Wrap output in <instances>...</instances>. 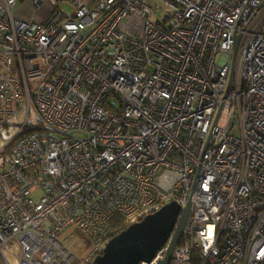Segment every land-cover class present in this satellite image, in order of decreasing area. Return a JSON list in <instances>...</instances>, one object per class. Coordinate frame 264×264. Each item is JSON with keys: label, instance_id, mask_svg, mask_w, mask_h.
Listing matches in <instances>:
<instances>
[{"label": "built area", "instance_id": "built-area-1", "mask_svg": "<svg viewBox=\"0 0 264 264\" xmlns=\"http://www.w3.org/2000/svg\"><path fill=\"white\" fill-rule=\"evenodd\" d=\"M22 2L0 0V264H94L172 201L170 264H264V0Z\"/></svg>", "mask_w": 264, "mask_h": 264}, {"label": "water", "instance_id": "water-1", "mask_svg": "<svg viewBox=\"0 0 264 264\" xmlns=\"http://www.w3.org/2000/svg\"><path fill=\"white\" fill-rule=\"evenodd\" d=\"M239 40L240 36L236 39L234 59ZM233 76L234 65L230 86ZM191 206L189 202L182 209L179 203L172 201L160 210L130 224L108 241L103 253L95 259L94 264H140L143 261L150 263L173 234L167 257L160 262V264H170L173 252L183 236Z\"/></svg>", "mask_w": 264, "mask_h": 264}, {"label": "crops", "instance_id": "crops-1", "mask_svg": "<svg viewBox=\"0 0 264 264\" xmlns=\"http://www.w3.org/2000/svg\"><path fill=\"white\" fill-rule=\"evenodd\" d=\"M45 7V6H44ZM35 11V12H34ZM42 10H34L29 2V0H24L18 10L16 11V13H20L19 15L24 17V19H31L33 18V20H43L45 18H47L48 15H44V13H39Z\"/></svg>", "mask_w": 264, "mask_h": 264}, {"label": "rangeland", "instance_id": "rangeland-1", "mask_svg": "<svg viewBox=\"0 0 264 264\" xmlns=\"http://www.w3.org/2000/svg\"><path fill=\"white\" fill-rule=\"evenodd\" d=\"M42 11L41 12H39V13H44V15H49V13H50V7H49V5L47 4L45 7H43V8H40ZM35 12V11H34ZM20 14V13H19ZM18 13H15V17L16 18H18V19H21V20H26V21H32L33 20V18H31V19H29V20H27V19H24V17H22V16H20ZM158 15V12H156L155 13V16L154 17H156ZM22 116L21 117H19V118H15L14 120H13V123H20L21 121H22ZM31 119L32 120H36V113H35V111H32V116H31ZM10 130H11V135L13 136V135H15L16 133H17V131H18V127L17 126H11V128H10Z\"/></svg>", "mask_w": 264, "mask_h": 264}, {"label": "trees", "instance_id": "trees-1", "mask_svg": "<svg viewBox=\"0 0 264 264\" xmlns=\"http://www.w3.org/2000/svg\"><path fill=\"white\" fill-rule=\"evenodd\" d=\"M22 1H24V0H22ZM114 225H115L116 227L120 226L119 229L116 231V234H118L120 231H122V230H124L125 228L128 227V225L125 224V223L122 221V219H121L120 217H118V218H116V219L114 220ZM116 234H115V235H116Z\"/></svg>", "mask_w": 264, "mask_h": 264}]
</instances>
